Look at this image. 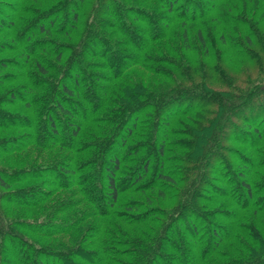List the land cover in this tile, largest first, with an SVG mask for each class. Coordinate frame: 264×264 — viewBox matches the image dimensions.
Listing matches in <instances>:
<instances>
[{"label": "trees", "instance_id": "trees-1", "mask_svg": "<svg viewBox=\"0 0 264 264\" xmlns=\"http://www.w3.org/2000/svg\"><path fill=\"white\" fill-rule=\"evenodd\" d=\"M0 264H264V0H0Z\"/></svg>", "mask_w": 264, "mask_h": 264}, {"label": "rangeland", "instance_id": "rangeland-1", "mask_svg": "<svg viewBox=\"0 0 264 264\" xmlns=\"http://www.w3.org/2000/svg\"><path fill=\"white\" fill-rule=\"evenodd\" d=\"M17 253V251H15Z\"/></svg>", "mask_w": 264, "mask_h": 264}]
</instances>
